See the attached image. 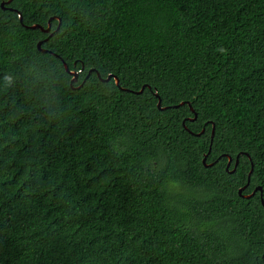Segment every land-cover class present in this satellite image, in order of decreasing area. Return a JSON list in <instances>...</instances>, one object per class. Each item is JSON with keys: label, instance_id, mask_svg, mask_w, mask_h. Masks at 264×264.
I'll return each mask as SVG.
<instances>
[{"label": "trees", "instance_id": "obj_1", "mask_svg": "<svg viewBox=\"0 0 264 264\" xmlns=\"http://www.w3.org/2000/svg\"><path fill=\"white\" fill-rule=\"evenodd\" d=\"M2 1L0 264H264V0Z\"/></svg>", "mask_w": 264, "mask_h": 264}, {"label": "water", "instance_id": "obj_2", "mask_svg": "<svg viewBox=\"0 0 264 264\" xmlns=\"http://www.w3.org/2000/svg\"><path fill=\"white\" fill-rule=\"evenodd\" d=\"M6 1H8V0H4V2H6ZM2 2H3V1L0 0V7H1V8L3 7V6H2ZM16 14H17L18 19L20 20V15H19V13H18L17 11H16ZM52 17L56 19V25H55L54 28H53V29H56V28H57V25H58V17H56V16H52ZM48 20H49V18H47L44 27L41 26L40 24H37V23H30V24L25 25V26L30 27V28L37 27V28L40 29V30L47 31V30H48V26H49ZM40 41H41L40 39L36 40V42H35V47H36V49H38V50H40V51H44L45 49L39 46ZM57 57L60 59L59 56H57ZM60 60H61V59H60ZM61 64H62V66H63V69H64L66 72H68V73L70 74V77H69V84H70L71 81H74V80H75L76 73H75V71H73V70H71V69H67L65 62L62 61V60H61ZM89 70H90V68L87 69V72H88ZM94 72H95L96 76H97L99 79L106 80L109 76H111L113 82H114V83L117 82V81H116V77H115L114 75H111V74H108V73H107L104 77L101 78L95 70H94ZM142 86H143V85H140L139 88H138L137 90H135V92H139V91L142 89ZM146 87H148V86H146ZM153 93H154V95L156 96L155 105H156L158 108H162V107H164V106H159V97L157 96V94L155 93V91H153ZM180 103H182V101H179L178 103H175V104H172V105L175 106V105L180 104ZM187 105H188L189 110L192 112V117H191V118H193V117L195 116V113L192 111V109H191V107H190V105H189L188 103H187ZM181 124H183V123H182V120H181ZM201 129H202V128H200L199 131H201ZM211 131H212V130H211ZM211 131H210V134H209L210 137H211ZM197 133H198V132H195V134H197ZM209 141H210V140H209ZM208 146H209V145H207V149H206L205 153H203L202 156H201V162H202V164H204V165L210 163V162H209V163H204V161H203L205 154L208 152ZM247 158H248V157H247ZM228 160H229V156L226 155L225 168H226V165H227V163H228ZM235 163H236V156L234 157V160H233V164H232L231 169H233ZM231 169H230V170H231ZM250 170H251V161H249V167H248V170H247V172H246V174H245V181H244V183L241 184L240 186H238L237 189H236V193H237L238 195H240V196H243V197H247V196H249L250 194H252V193L254 192V190H258V192L260 191V187H259V185H254V186L250 189L249 192H247V193H240V189H242V188L246 185V183H247V180H248V174H249ZM259 202H260V204L262 205V207L264 208V203H263V201H262V199H261L260 196H259Z\"/></svg>", "mask_w": 264, "mask_h": 264}]
</instances>
